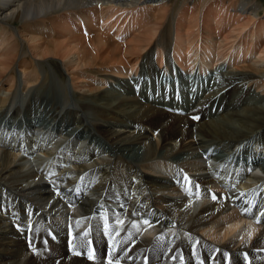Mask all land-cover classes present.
Segmentation results:
<instances>
[{"label":"bare ground","instance_id":"obj_1","mask_svg":"<svg viewBox=\"0 0 264 264\" xmlns=\"http://www.w3.org/2000/svg\"><path fill=\"white\" fill-rule=\"evenodd\" d=\"M259 10L0 0V264H107L106 226L113 264H264V221L240 213L264 179L219 186L208 160L264 168ZM169 68L196 80L179 99L158 86ZM213 73L241 81L223 93Z\"/></svg>","mask_w":264,"mask_h":264},{"label":"rangeland","instance_id":"obj_2","mask_svg":"<svg viewBox=\"0 0 264 264\" xmlns=\"http://www.w3.org/2000/svg\"><path fill=\"white\" fill-rule=\"evenodd\" d=\"M247 1H250L251 3H253V4H255V5H257V6H259L260 7V10H259V13L264 9V0H247ZM262 9V10H261ZM16 24V26H17V23H15ZM51 64L49 65H47L48 67H47V71H50L53 75H54V77L56 78V79H58L59 81H65V80H67V77H66V75H65V72L63 71V69L61 68V66H60V64H58V62L57 61H51L50 62ZM217 74V75H216ZM213 73L212 75H210V76H208L209 77V79H211L210 80V84H214V83H216V85H219L218 87L219 88H221V87H223V86H225L226 85V83L228 84L229 82H232V84L231 85H229L228 87H226V88H224L223 90H225L223 93H225L226 91H228V90H230L231 88H233L235 85H237L240 81H241V79H240V77H238V76H235V75H228V74H224V73ZM222 75H223V77H222ZM225 76V77H224ZM155 78V77H154ZM181 78V77H180ZM190 83H191V79L189 78L188 80L187 79H183L182 80V87L184 88H186V86H187V84H188V86L190 85ZM206 83H208V81H206ZM206 86V85H205ZM207 86H211V85H209V83L207 84ZM217 87V86H216ZM215 87V88H216ZM236 87V86H235ZM185 88H184V90H185ZM137 90H138V88H136ZM245 89V88H244ZM119 90L120 91H123V90H121V89H119V88H117V90H116V92H118L119 93ZM243 92H241L240 94H242ZM5 94V93H4ZM0 95H1V93H0ZM251 97V98H250ZM254 97L253 96H249L248 97V99H249V103H250V105L253 107V106H261V108H263L264 109V103H263V101H256V99H253ZM254 104V105H253ZM214 110V109H213Z\"/></svg>","mask_w":264,"mask_h":264},{"label":"snow or ice","instance_id":"obj_3","mask_svg":"<svg viewBox=\"0 0 264 264\" xmlns=\"http://www.w3.org/2000/svg\"><path fill=\"white\" fill-rule=\"evenodd\" d=\"M194 119H198V117H195ZM184 180H185V181H188V177L185 176V177H184ZM188 182H189V184L191 183L190 181H188ZM196 187H197V189L199 188L198 185H197ZM188 190H189V189H186V191H188ZM77 191H79V190H77ZM57 195H59V193H57ZM197 198H199V196H197ZM211 198H212L213 200H216V199H217V197H216L215 195H212ZM77 223H79V222H77ZM121 223H123V222L121 221ZM143 223L148 224L149 222H148V221H144ZM133 227H136V225L134 224ZM118 234H119V233H117V235H118ZM84 235H85V237H86V236L88 235V233L85 232ZM105 235H106V236H109V249H110V251H109V253H108L107 264H113V259H112V258L115 256V253H116V247H115V245L113 244V239H114V238L110 236L107 226L105 227ZM45 243H47V242H45ZM89 243H91V242H89ZM74 254L79 255L78 252H74ZM88 258H89L90 260H95L96 257H95L94 250H91V249L89 250V256H88ZM245 259H247V257H245ZM115 264H119V260H118V259L115 261Z\"/></svg>","mask_w":264,"mask_h":264}]
</instances>
